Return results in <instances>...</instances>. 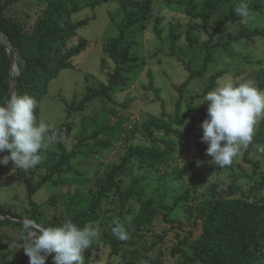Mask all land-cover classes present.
I'll return each mask as SVG.
<instances>
[{
	"label": "trees",
	"instance_id": "obj_1",
	"mask_svg": "<svg viewBox=\"0 0 264 264\" xmlns=\"http://www.w3.org/2000/svg\"><path fill=\"white\" fill-rule=\"evenodd\" d=\"M14 1L16 0H0V28L8 38L14 52L19 56L17 64L20 73L14 76L18 79L16 95H29L36 100L35 114L38 121L40 101L46 93L50 81L56 78L61 70L74 67L73 58L88 47V41L83 38L75 45H70L69 42L78 34V29L87 25L92 18L72 20V15L84 7L79 0H24L33 5L40 3L41 7L34 14L27 13L22 16L7 13V7ZM107 1L94 0L90 6L95 9ZM118 1L124 7L126 16L119 25L120 33L102 45L104 56L101 58V69L106 72L107 81L98 86H89L80 100L74 96L68 104V117L72 112L83 110L95 98L113 100L115 90L118 87L125 88L132 80V76L136 75L144 66L140 55L135 51L137 41L128 39L126 32L135 24L146 22L152 15H155L158 0ZM220 4L221 0H207L205 9L196 14L202 19L199 24L200 28L209 35V39L204 42L206 55L199 69L193 68L189 62L181 59L189 71V76L185 82L176 86L181 96L176 104L175 115L171 116L166 111V103L161 100L160 115L151 114L141 126L127 127L128 117L117 115L115 110L99 109L94 117L95 129L88 137L96 138L104 134L110 138H124L125 152L120 161L107 167L92 185H89L91 181L89 178L65 175L73 171L72 159L76 156V148L85 138L81 136L76 146L68 150L64 139L70 134L72 123L50 125L48 135L57 139L60 158L47 171L40 173L36 169H29L11 173V165L14 163L11 159L7 165H0V184L9 177L22 180L26 186L29 205L26 214L22 216L0 204V226L15 224L24 232H28L23 227L24 220H21L23 218L42 224L45 228L59 226L68 220L79 227L96 226V223L101 221L104 216L109 215L111 225L104 233V238L110 248L109 255L110 257L119 256L126 263H131L136 259L150 264H165V252L161 243L165 240L166 231L178 232L181 230L182 234L178 233L177 243L171 247L170 253L173 256H180L183 264L194 262L202 264H264V197H234L232 196L233 186L229 188L228 192L216 196L213 185L210 189L214 192L212 194L214 199L210 200L209 206H201L195 223L191 228L184 230L183 221L171 217L175 206H163L166 212L158 221L160 209L155 205L153 197H147L144 185L135 174L136 168L157 169L170 165L176 160L178 150L176 142L172 139L157 138L154 135L155 131L163 132L166 135H175L185 140L195 129L197 122H203L207 118V111L204 108H199L198 111L203 113V117L192 116L191 124L185 126L183 131L174 127L175 123L183 125L189 114L197 110L189 106L185 114L181 116L183 92L195 77L207 70L208 64L213 61L212 51L217 47L227 48L232 41L244 38L250 40L256 35L264 36L263 27L254 29L250 34L243 31L235 36L229 34L226 42H215L210 23ZM234 9L233 6H230L225 22L240 19ZM161 23V17L157 16L154 22V32L158 36L161 34ZM179 38L180 36L175 30L171 32L172 49L175 50L179 46ZM110 62L113 63V67L108 69ZM11 68L12 61L9 52L6 46L0 43V104H6L11 97ZM14 72L17 73V69L14 68ZM223 73L224 71H219L213 74L203 92L196 96L203 97L216 87V80ZM149 76L151 78L149 87L154 88L152 74L150 73ZM258 88L263 90L264 83L259 82ZM155 90L158 92L157 89ZM56 98L66 102L61 94L56 95ZM138 134L150 137L154 141L158 140L163 148L154 144L131 143ZM258 134L259 132H256L250 145H254ZM102 144L108 145L107 140L102 141ZM0 153L1 156H10L8 150ZM249 153L250 149L243 151L244 160L252 163L255 169H259V161H252L248 157ZM127 177L131 178V184L124 187L123 183ZM196 180L197 174L194 173L193 186L196 185ZM50 183L67 187L62 196L65 209L58 216L46 220L45 217L43 218L44 204L37 202L34 197L40 189ZM74 185L76 188L73 190L71 187ZM259 188H264V180ZM185 196H189V194ZM57 199V196L52 198L54 201ZM52 200L50 199V202ZM131 203L137 205L135 212H132ZM175 203L177 204V202ZM189 209L191 210V208ZM7 216L18 220L7 219ZM117 220L124 225L130 236L126 241L118 240L111 232L113 222ZM94 245L95 240L93 245L84 251L85 264H91L93 260ZM54 255V253H50L45 264H55Z\"/></svg>",
	"mask_w": 264,
	"mask_h": 264
},
{
	"label": "rangeland",
	"instance_id": "obj_2",
	"mask_svg": "<svg viewBox=\"0 0 264 264\" xmlns=\"http://www.w3.org/2000/svg\"><path fill=\"white\" fill-rule=\"evenodd\" d=\"M93 1L79 0L84 7L72 15V20L79 21L87 17L92 19L87 25L81 26L78 29V34L69 42L70 45H75L83 38L88 41L89 45L73 58L74 67L61 70L59 75L50 81L48 89L40 101V114L37 121L51 126L71 122L70 134L64 139L68 150L76 146L81 136L85 138L76 148V156L71 162L73 171L65 175L89 178L91 180L89 185H92L107 167L120 161L125 152L124 138H110L104 134L96 138L88 137L95 129L94 117L98 110L101 108L115 110L117 115L128 117L127 127L141 126L149 115L161 114L162 100L166 103V111L174 116L177 101L181 96L176 86L185 82L189 76V71L181 59L189 62L193 68L199 69L206 55L204 42L209 39V35L199 26L202 19L196 16L205 9L207 0H158L155 7L157 13L146 22L135 24L126 32L128 39L137 41L135 51L144 62L141 70L132 76V80L125 88L118 87L115 90L114 101L95 98L83 110L72 112L68 117V104L74 96L80 100L89 86H98L107 81L106 72L101 69V58L104 56L102 45L120 33L119 25L126 16V11L118 0H108L95 9L90 6ZM241 2H246L251 10V18L248 22L242 23L241 17L239 20L225 22L230 6L236 8ZM40 7V3L33 5L28 1L16 0L7 7L6 11L16 16H22L27 13L34 14ZM157 16L162 19L160 36L154 32V22ZM263 27L264 0H221L218 11L210 23L215 42H226L229 34L235 36L242 31L250 34L254 29ZM174 30L180 36L179 46L175 50L171 48L170 39V34ZM212 54L213 61L208 64L207 70L195 77L183 92L181 116L185 114L189 106L197 110L189 114L183 125L175 123V128L183 131L185 126L191 124L192 116H204L198 109L204 108L207 111L208 102L205 101L195 106L203 99L196 95L203 92L213 74L224 71L216 82L226 79L236 82L251 80L257 87L259 82L264 83V36L256 35L250 40L244 38L232 41L227 48H215ZM18 58L17 54V66L15 67L17 70L19 67ZM109 64L108 69H111L113 63ZM150 73L153 77L154 88L149 87ZM58 94H61L66 102L58 100L56 98ZM262 121L263 119L257 126L256 132H259L257 140L254 145H249L247 148L250 149L248 157L252 161H259V169H255L252 163L244 160V150L238 160L229 167L220 169L213 164L212 157L206 153L208 144L201 139L203 129L200 121L185 140L175 135H166L163 132L155 131L154 135L157 138L172 139L178 148L176 160L170 165L157 169L144 167L135 170V174L145 187L147 197H153L155 205L160 209L158 221L166 212L163 206H175L171 217L182 220L184 230H187L195 223L201 206L210 205V200L214 199L212 194L215 192L216 196H220L222 193L228 192L231 186H233L232 196L234 197H264V188H259L264 180V152L258 150L260 147H264V122L262 123ZM106 140L108 145L105 146L102 141ZM131 143L154 144L163 148L158 140L154 141L150 137L139 134L132 139ZM45 144L41 163L32 168L40 173L47 171L60 158V149L54 136L47 135ZM19 170L22 169H17L14 163L11 165V173H16ZM194 173L197 174L195 186L192 184ZM130 184L131 178L127 177L123 186L128 187ZM213 185L215 186L214 192L210 189ZM71 188L74 190L76 186ZM66 190L67 187L52 183L39 190L34 199L44 204L43 218L50 220L65 209L62 196ZM186 194L189 196H185ZM54 196L58 197L57 201L52 200ZM27 201V190L22 180L9 177L0 184V204L2 206L23 216L29 208ZM130 205L132 212H135L137 205L135 203ZM110 225L109 215L104 216L101 221L96 223V226L99 227V235L95 238L91 264H150L136 259L131 263H126L119 256L110 257L109 244L104 238V233ZM166 232L165 240L161 243L165 252V264H183L180 256H173L170 253L171 247L177 243L178 236L182 234V231ZM34 238V235L24 232L15 224L0 226V264H29V257L24 248H27ZM45 254L42 253V255Z\"/></svg>",
	"mask_w": 264,
	"mask_h": 264
},
{
	"label": "clouds",
	"instance_id": "obj_3",
	"mask_svg": "<svg viewBox=\"0 0 264 264\" xmlns=\"http://www.w3.org/2000/svg\"><path fill=\"white\" fill-rule=\"evenodd\" d=\"M234 11L242 23L251 18L246 2ZM205 101L208 115L201 124V139L208 144L206 153L220 169L229 167L252 143L257 126L264 119V90L251 80L226 79L218 81L195 106ZM36 107V100L29 95L13 94L6 104H0V152H10V156H0V165H7L11 159L17 169L29 170L41 163L51 126L37 122ZM258 150L264 152V147ZM23 227L35 236L24 248L29 264H45L46 256L42 253H54L55 264H85L84 251L99 235L98 226L79 227L71 220L47 228L25 220ZM111 232L121 241L130 238L118 220L113 222Z\"/></svg>",
	"mask_w": 264,
	"mask_h": 264
},
{
	"label": "water",
	"instance_id": "obj_4",
	"mask_svg": "<svg viewBox=\"0 0 264 264\" xmlns=\"http://www.w3.org/2000/svg\"><path fill=\"white\" fill-rule=\"evenodd\" d=\"M0 43H2L3 45L6 46L8 52H9V55H10V59L12 61V68H11V81H12V84H11V89H10V93H11V96L13 94H16V87H17V83H18V79L17 78H14L15 75H19L20 73V69L18 67V70H17V73L14 75V68L17 66L16 65V52H14L10 42L8 41V38L5 36L4 32L2 31V29L0 28ZM0 156H1V153H0ZM7 219H12V220H18L16 218H13L11 216H7L6 217ZM20 220V219H19ZM21 220H27V219H21ZM35 225H39V226H42L44 227L42 224H39L35 221H32ZM45 228V227H44ZM50 253H46L45 256L46 258L48 257Z\"/></svg>",
	"mask_w": 264,
	"mask_h": 264
},
{
	"label": "bare ground",
	"instance_id": "obj_5",
	"mask_svg": "<svg viewBox=\"0 0 264 264\" xmlns=\"http://www.w3.org/2000/svg\"><path fill=\"white\" fill-rule=\"evenodd\" d=\"M16 58H17V55H16ZM19 59V58H18ZM16 73L14 72V75H15Z\"/></svg>",
	"mask_w": 264,
	"mask_h": 264
}]
</instances>
